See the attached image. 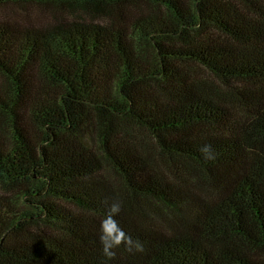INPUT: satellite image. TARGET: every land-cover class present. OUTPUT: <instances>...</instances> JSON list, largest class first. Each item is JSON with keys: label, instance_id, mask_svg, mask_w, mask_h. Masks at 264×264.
<instances>
[{"label": "trees", "instance_id": "16d2710c", "mask_svg": "<svg viewBox=\"0 0 264 264\" xmlns=\"http://www.w3.org/2000/svg\"><path fill=\"white\" fill-rule=\"evenodd\" d=\"M32 2L86 16L0 18V264H104L113 198L108 264H264V0Z\"/></svg>", "mask_w": 264, "mask_h": 264}, {"label": "clouds", "instance_id": "9594fccd", "mask_svg": "<svg viewBox=\"0 0 264 264\" xmlns=\"http://www.w3.org/2000/svg\"><path fill=\"white\" fill-rule=\"evenodd\" d=\"M199 151L205 161H215L217 158V153L211 144H204ZM103 203L106 206V212L100 222L98 239L101 245V255L104 257V264H108V261L117 258L118 250L121 246H123L124 252L129 255L143 252V242L138 238H133L131 235L126 234L116 220V217L122 211V202L119 199L113 198L111 202L105 199Z\"/></svg>", "mask_w": 264, "mask_h": 264}, {"label": "rangeland", "instance_id": "374dc122", "mask_svg": "<svg viewBox=\"0 0 264 264\" xmlns=\"http://www.w3.org/2000/svg\"><path fill=\"white\" fill-rule=\"evenodd\" d=\"M83 12V9L77 7L52 3L41 4L32 2L24 5H0V18L13 20L21 24H52L60 16L84 15Z\"/></svg>", "mask_w": 264, "mask_h": 264}]
</instances>
